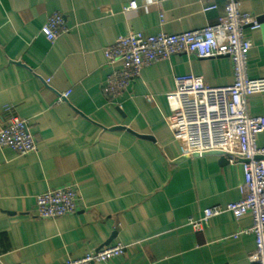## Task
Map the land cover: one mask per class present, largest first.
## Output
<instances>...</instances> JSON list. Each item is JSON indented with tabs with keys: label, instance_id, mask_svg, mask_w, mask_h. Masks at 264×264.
Returning a JSON list of instances; mask_svg holds the SVG:
<instances>
[{
	"label": "crops",
	"instance_id": "crops-1",
	"mask_svg": "<svg viewBox=\"0 0 264 264\" xmlns=\"http://www.w3.org/2000/svg\"><path fill=\"white\" fill-rule=\"evenodd\" d=\"M131 1L137 8H127ZM238 2L259 24L246 33L248 73L261 78L264 0ZM216 3L205 12L203 0H0V129L17 115L37 146L24 156L0 148V264H61L117 241L125 253L94 264H249L250 214L214 216L201 231L187 224L242 197L240 161L207 154L176 162L168 122L174 76L228 86L230 58L172 55L144 67L114 100L104 92L103 52L119 35L200 29L222 14V0ZM54 12L69 31L49 43L40 28ZM247 110L264 116V92L248 98ZM257 142L264 145V132ZM65 186L77 190L76 211L35 217L34 196Z\"/></svg>",
	"mask_w": 264,
	"mask_h": 264
},
{
	"label": "built area",
	"instance_id": "built-area-1",
	"mask_svg": "<svg viewBox=\"0 0 264 264\" xmlns=\"http://www.w3.org/2000/svg\"><path fill=\"white\" fill-rule=\"evenodd\" d=\"M162 1L146 0V4L154 6ZM216 1L203 0V11L217 10ZM222 2L223 12L217 22L200 29L178 34L160 31L151 35L135 31L119 35L103 52L110 68L104 92L107 100H114L138 78L144 67L172 55L230 58L233 82L228 86H209L201 76L193 74L174 76V89L166 94L168 122L179 156H201L219 151L228 162L240 161L241 166L242 180L238 189L242 197L225 205L205 208L199 218L189 217L187 224L193 230L201 231L214 216L230 213L239 218L250 214L249 231L254 235L255 245L248 261L249 264H264V145L257 142V136L264 132V116L250 115L247 110L248 98L264 92V77L251 78L248 73V52L252 42L246 31L258 28L259 24L253 16L240 10L238 0ZM127 8H137L136 2H129ZM68 31L64 17L58 12L49 15L40 28V34L49 43ZM67 95L68 92L62 97ZM0 148H8L20 156L37 150L26 120L17 115L10 116L0 129ZM77 200V190L72 186L37 194L34 196L35 217L53 219L72 214L76 211ZM125 249L126 246L117 241L61 264L105 263L123 255Z\"/></svg>",
	"mask_w": 264,
	"mask_h": 264
},
{
	"label": "water",
	"instance_id": "water-1",
	"mask_svg": "<svg viewBox=\"0 0 264 264\" xmlns=\"http://www.w3.org/2000/svg\"><path fill=\"white\" fill-rule=\"evenodd\" d=\"M110 129H126V128L124 126H114V127H111ZM126 130L131 132V133H133L131 130H128V129H126ZM135 135L139 136V137H145V136H141V135H138V134H135ZM207 154L218 155V156H220L221 159H224V154L222 152H219V151H212V152L203 153V154H201V156H204V155H207ZM197 156H198L197 154H192V155H189V156H182V157L178 158L176 160V162H179L181 160H184V159H187V158H190V157H197Z\"/></svg>",
	"mask_w": 264,
	"mask_h": 264
}]
</instances>
